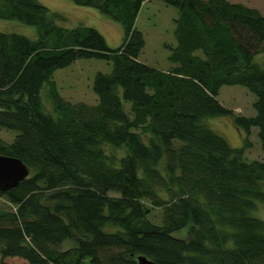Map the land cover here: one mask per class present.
Segmentation results:
<instances>
[{
  "label": "trees",
  "instance_id": "1",
  "mask_svg": "<svg viewBox=\"0 0 264 264\" xmlns=\"http://www.w3.org/2000/svg\"><path fill=\"white\" fill-rule=\"evenodd\" d=\"M119 23L109 47L93 26H65L38 0H0V18L35 26L34 37L0 29V153L27 175L0 190V255L26 264H264V159H245L251 126L264 150V12L239 1L162 0L176 8L170 64L137 58L134 25L145 0H72ZM78 58L96 70L94 103L69 101L53 79ZM222 84L253 93L251 115L216 98ZM229 115L244 131L231 146L205 117ZM160 208V222L148 219ZM179 234H176L177 232ZM69 240L71 244H62ZM0 264H11L0 259Z\"/></svg>",
  "mask_w": 264,
  "mask_h": 264
},
{
  "label": "rangeland",
  "instance_id": "2",
  "mask_svg": "<svg viewBox=\"0 0 264 264\" xmlns=\"http://www.w3.org/2000/svg\"><path fill=\"white\" fill-rule=\"evenodd\" d=\"M49 10L57 11L63 15L58 20L65 26L86 24L93 26L104 37L109 47L118 45L121 40L122 30L119 23L112 21L107 15L99 12L91 6L79 5L72 0H38ZM239 1L264 12V0H230ZM176 15V8L165 4L162 0H145L139 7L135 16L134 25L143 35L144 43L137 58L156 68H166L170 61L167 59L169 52L164 44H174L175 39L172 33L173 17ZM0 29L17 31L29 37H34L35 26L32 24L20 23L16 20L1 19ZM263 49L254 54L253 60L264 63V42ZM111 69L110 61L99 58H78L70 64L56 68L53 71V79L61 96L69 101L82 100L87 103H94L96 95L91 89V80L94 72L100 70L108 72ZM216 98L225 107H228L235 114L251 115L254 109L251 105L254 95L245 86L240 84H222L218 89ZM205 122L216 132L226 138L231 146L242 144L244 131L236 127L229 115H213L205 117ZM257 127L251 126L248 134L249 144L245 147L243 156L245 159H264V150L260 147L256 135ZM15 130L0 127V137L4 141H10ZM0 207L8 208V204L0 199ZM253 214L264 219V201H257ZM148 219L153 223L160 222V208L151 207ZM178 231L176 234H179ZM71 244L66 240L62 245ZM5 262L11 264H26L25 260L17 256H3Z\"/></svg>",
  "mask_w": 264,
  "mask_h": 264
},
{
  "label": "water",
  "instance_id": "3",
  "mask_svg": "<svg viewBox=\"0 0 264 264\" xmlns=\"http://www.w3.org/2000/svg\"><path fill=\"white\" fill-rule=\"evenodd\" d=\"M28 173L26 164L16 156L0 153V190L16 185ZM136 264H159L144 254L135 255Z\"/></svg>",
  "mask_w": 264,
  "mask_h": 264
}]
</instances>
